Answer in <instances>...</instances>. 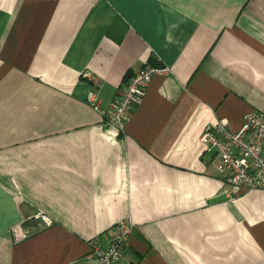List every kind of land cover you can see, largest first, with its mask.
Wrapping results in <instances>:
<instances>
[{"label":"crops","instance_id":"0c3cea01","mask_svg":"<svg viewBox=\"0 0 264 264\" xmlns=\"http://www.w3.org/2000/svg\"><path fill=\"white\" fill-rule=\"evenodd\" d=\"M148 65L166 72L103 125L93 88L105 110ZM251 112L264 0H0V264H98L90 242L125 220L120 264H264V191L209 204L224 186L199 141Z\"/></svg>","mask_w":264,"mask_h":264},{"label":"built area","instance_id":"2783aa9c","mask_svg":"<svg viewBox=\"0 0 264 264\" xmlns=\"http://www.w3.org/2000/svg\"><path fill=\"white\" fill-rule=\"evenodd\" d=\"M166 72V69L144 66L130 75L116 100L105 110L99 109L98 92L95 87L87 105L100 114L103 125L113 126L122 131L130 111L138 106L146 92L152 76ZM83 77L92 78L89 74ZM206 152H212L217 159L216 171L224 189L222 195L232 200L239 192L264 191V115L251 112L243 117L236 131L228 129L224 119L205 127L200 138ZM50 226L51 221L43 215L34 217ZM134 227L129 220L112 226L106 232L104 245L90 242L87 258L98 264H120L123 251L133 234ZM14 241L19 242L28 236L19 228L12 230Z\"/></svg>","mask_w":264,"mask_h":264},{"label":"water","instance_id":"95a60500","mask_svg":"<svg viewBox=\"0 0 264 264\" xmlns=\"http://www.w3.org/2000/svg\"><path fill=\"white\" fill-rule=\"evenodd\" d=\"M224 200H225V197L223 195H221L219 197L211 199L210 201H208V203L212 204V203H217V202L224 201Z\"/></svg>","mask_w":264,"mask_h":264},{"label":"trees","instance_id":"16d2710c","mask_svg":"<svg viewBox=\"0 0 264 264\" xmlns=\"http://www.w3.org/2000/svg\"><path fill=\"white\" fill-rule=\"evenodd\" d=\"M128 77H126V79H127Z\"/></svg>","mask_w":264,"mask_h":264}]
</instances>
